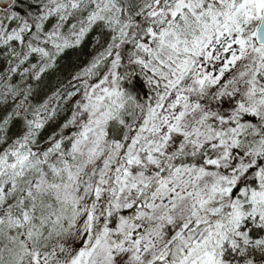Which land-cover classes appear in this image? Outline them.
<instances>
[{
  "label": "snow or ice",
  "instance_id": "6c2138e0",
  "mask_svg": "<svg viewBox=\"0 0 264 264\" xmlns=\"http://www.w3.org/2000/svg\"><path fill=\"white\" fill-rule=\"evenodd\" d=\"M0 264H264V0H0Z\"/></svg>",
  "mask_w": 264,
  "mask_h": 264
},
{
  "label": "trees",
  "instance_id": "16d2710c",
  "mask_svg": "<svg viewBox=\"0 0 264 264\" xmlns=\"http://www.w3.org/2000/svg\"><path fill=\"white\" fill-rule=\"evenodd\" d=\"M51 85H52V77L49 76L46 80V82L42 85V88H41V95L44 94V91L45 90H48L51 88Z\"/></svg>",
  "mask_w": 264,
  "mask_h": 264
}]
</instances>
